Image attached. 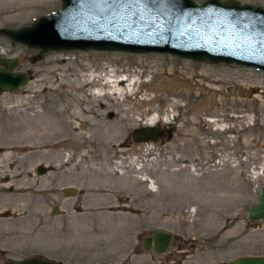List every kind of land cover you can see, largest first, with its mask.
Here are the masks:
<instances>
[{"label": "rangeland", "instance_id": "1", "mask_svg": "<svg viewBox=\"0 0 264 264\" xmlns=\"http://www.w3.org/2000/svg\"><path fill=\"white\" fill-rule=\"evenodd\" d=\"M220 1L264 8V0ZM61 9L60 0H0V29L28 27ZM0 59L17 60L12 72L28 77L17 92L0 91V264H229L264 256V221L246 218L264 188V72L167 54L40 53L4 36ZM103 66L139 78L140 93L123 107L156 122L124 134L122 153L110 159L124 167L117 172L95 171L104 162L83 156L88 144L77 137L58 134L52 149L40 147L52 112L73 109L66 97L77 92H42L39 81L51 80L53 68L71 77ZM147 130L156 141H133ZM10 144L22 147L9 155ZM16 170L25 173L11 178ZM156 229L173 235L164 255L143 246Z\"/></svg>", "mask_w": 264, "mask_h": 264}, {"label": "water", "instance_id": "2", "mask_svg": "<svg viewBox=\"0 0 264 264\" xmlns=\"http://www.w3.org/2000/svg\"><path fill=\"white\" fill-rule=\"evenodd\" d=\"M59 12L32 26L0 29V36L42 53L48 50L119 51L167 54L212 64L225 63L264 72V8L206 0H60ZM17 60L0 59V91L17 92L28 77L12 72ZM2 67V68H1ZM137 131L134 142L156 141ZM62 195L75 196L74 189ZM249 221H264V188L258 204L246 211ZM172 234L161 229L143 241L144 249L164 255L173 247ZM4 264H57L39 258ZM229 264H264L262 257H240Z\"/></svg>", "mask_w": 264, "mask_h": 264}, {"label": "bare ground", "instance_id": "3", "mask_svg": "<svg viewBox=\"0 0 264 264\" xmlns=\"http://www.w3.org/2000/svg\"><path fill=\"white\" fill-rule=\"evenodd\" d=\"M90 69L87 67L83 68V73L71 75L70 77L69 75L60 76V72L63 73V71L53 68L47 71L48 74L53 76L51 80L45 81L41 79L39 81L42 92L52 91L60 93L61 90L67 87L77 92V96L71 94L66 97L67 100L74 103L73 109L65 106L63 109H55L52 112V120L46 124L45 131H41L43 135H41L40 147L52 149L54 143L51 140L57 139L58 134L60 137H77L83 140L82 144H88L82 147L84 150L83 156L89 155L90 159L97 158L98 161L104 162V164L93 166L95 171H122L124 167L111 162L110 159L117 153H122L117 148L124 143V134L131 130L133 126H141V122H144L149 128L154 126L156 122L152 121L153 123L150 124L147 119L143 118L138 121L130 108L126 109L123 107L124 102L129 97L137 96L140 93L138 90L140 86L139 78L137 80L131 79L132 75L123 76L120 74L123 71L110 70L104 66L98 73L90 71ZM53 84L55 85L53 86ZM110 103L115 106L113 109ZM96 106L102 109L104 113L97 115L94 111ZM66 115H68L69 121L63 120ZM77 124L78 126H76ZM86 125L88 126L87 131L82 128ZM147 131L151 132V130ZM95 137H98V140H95ZM21 147L10 144L6 147V150L10 152L9 155H14ZM146 152L152 154L151 150ZM9 155H6V157L11 158ZM13 163L11 162L10 164L13 165ZM134 164L130 162L127 167H132ZM59 165L64 166L65 163L60 162ZM13 172L11 178L23 176L25 173L18 172V170Z\"/></svg>", "mask_w": 264, "mask_h": 264}]
</instances>
